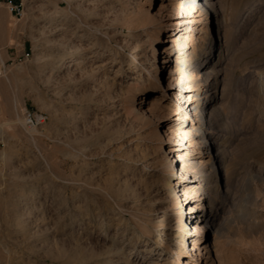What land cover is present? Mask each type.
Masks as SVG:
<instances>
[{
    "label": "rangeland",
    "instance_id": "374dc122",
    "mask_svg": "<svg viewBox=\"0 0 264 264\" xmlns=\"http://www.w3.org/2000/svg\"><path fill=\"white\" fill-rule=\"evenodd\" d=\"M214 1L227 20L228 44L220 60L216 52V97L204 112L206 119L217 114L212 141L222 138L233 166L217 157L215 224L198 255L189 243L184 262L264 264V0ZM161 2L23 0L15 18L0 0V264H167L175 250L163 256L167 182L175 180L156 163L173 160L165 153L168 119L188 111L190 94L181 84L165 89L172 63L170 55L161 63V43L168 24L175 38L186 28L198 62L211 28L194 11L165 14ZM55 7L62 11L53 14ZM74 44L79 57L59 70ZM151 63L158 72L141 83ZM150 99L159 100L152 112ZM26 112L42 114L44 123L27 125ZM128 188L138 195L120 196ZM196 201H182L184 210ZM22 211L29 217L20 227ZM142 225L149 228L141 235ZM151 235L164 250L152 246V260H143L138 250ZM134 244L137 251H129ZM110 248L123 254L98 258Z\"/></svg>",
    "mask_w": 264,
    "mask_h": 264
},
{
    "label": "bare ground",
    "instance_id": "6f19581e",
    "mask_svg": "<svg viewBox=\"0 0 264 264\" xmlns=\"http://www.w3.org/2000/svg\"><path fill=\"white\" fill-rule=\"evenodd\" d=\"M42 1L48 3L50 0ZM215 4L216 2L214 0H204L203 2L198 0H162L160 3V11H165V14L167 15L194 11L198 15L205 17L209 24V32L211 28V35H209V38L205 39L199 46L200 53L199 58L197 59V61L199 60L198 62L195 61L196 58L193 54L195 47H193L192 38L188 36L189 34L186 36V28L183 33H180L177 38H175V28L172 27L173 24H168V28L165 31L167 35L163 40L164 42L161 43L163 47L162 53L164 54L161 63H165L167 60L166 56L169 55L171 56L172 63V65L167 68L168 76L165 79V89L173 93V90L181 84L179 89L190 94L186 99V102H188L187 106L189 107L188 111L180 117L175 118V120L168 119L169 123H172L170 128L172 134L168 137L167 143L169 149L165 153L166 155L172 154L171 158H173V160L171 161L170 158L165 157L167 161L156 163V166L160 165V168L162 169L168 167V169L166 168L167 173L169 176L173 177V180H175L174 184H172V182H167V188L169 190L167 194L168 204L165 209L167 212H165L164 219L171 224L169 225L170 233L168 236V247L166 246L167 248H165V250L163 249L165 251L163 256H166L168 253L166 250L170 247L175 248L174 252L167 254L165 259L167 264H190L188 261L184 262L185 259L187 260L186 257L191 254L190 250L196 251L198 255L200 250L205 248L204 238L207 237L215 224L214 221H212V218L215 216L214 204L219 198L218 180L220 181V178L222 179V176L220 177V174L216 172V159L217 157H221V160L219 161L220 164L226 162V166H233V161H226L223 152L224 149L222 150L218 145L222 138H218V141H212L216 137L217 132L214 129L216 127V122L211 119L214 117V119L217 120V114L215 112H210L209 115H212V117L206 119L207 112H204L205 103H210L216 97L218 83L216 75L220 72V69L215 70L213 67L216 52H220L217 54V57L220 60L222 52L228 44V41L226 42L228 32L227 20L223 13H217L214 10L213 5ZM211 9L213 12H210ZM60 11L62 10L55 7L52 10V13L56 15ZM213 20L215 21L213 22ZM214 25L215 27H213ZM72 47H75L76 50L60 61L61 68L59 70L67 69V67L74 63L75 59L79 57L81 46H75L74 44ZM187 68L190 70L189 74L185 72ZM156 72H158L157 67L151 63L147 70V76L142 78L140 82L143 83L144 81H147ZM156 80L158 81L157 78ZM206 94H208V96H206ZM157 105L159 106L158 99L157 101L150 99L149 111L152 112ZM160 110L161 108L156 112H159ZM236 133L235 127H232L233 136L236 135ZM151 134H153V131H151ZM184 140L187 145L185 148H182ZM212 145H218V150L215 152L212 151ZM209 150H211V152ZM174 161L175 164H179L177 170H175L176 167L173 165ZM151 183L147 189L154 185V183ZM176 184L177 186H175ZM132 188H128L127 193H122V191H120V196H137L138 192L136 194V189L134 188V190ZM151 191L157 192V188L155 187V190L152 189ZM178 192H181V194L178 195ZM188 198H197V201L193 202L191 205L186 206L185 204L187 207V211H185L182 201L187 200ZM187 214L190 216H186ZM28 217L27 212L22 211L20 213V227H22V224L26 222L25 220ZM157 226L158 225L153 226V230H156ZM146 228L148 229L149 226L142 225L139 226L138 230H135L140 233L146 230ZM140 234L142 235L143 233ZM141 235L140 237L142 238ZM130 238L131 237H129V239ZM148 240H152V242L146 240L148 244L143 245L141 250H138L141 253V258L143 260H152L153 254L150 249L153 247V251L157 250V252L160 253L163 251L158 249L160 243H157V238H155L154 235H151ZM189 243L191 245L190 250L188 249ZM129 247V251H137L135 244L133 246L130 245ZM115 250V248H110L105 251L103 250L98 254V258H102L103 261H109L114 260L112 258L118 253L123 254V250L118 252ZM143 251H149L151 254L145 257L146 254L143 253ZM155 255L158 257L160 256V254ZM157 263L161 264L158 261Z\"/></svg>",
    "mask_w": 264,
    "mask_h": 264
},
{
    "label": "built area",
    "instance_id": "2783aa9c",
    "mask_svg": "<svg viewBox=\"0 0 264 264\" xmlns=\"http://www.w3.org/2000/svg\"><path fill=\"white\" fill-rule=\"evenodd\" d=\"M4 4L9 9V12L13 15V17L20 18L23 15V0H19L17 2L13 0H4ZM23 119L24 122L29 126H36L38 124H42L45 120L42 114H33L30 112H26L23 116Z\"/></svg>",
    "mask_w": 264,
    "mask_h": 264
},
{
    "label": "crops",
    "instance_id": "0c3cea01",
    "mask_svg": "<svg viewBox=\"0 0 264 264\" xmlns=\"http://www.w3.org/2000/svg\"><path fill=\"white\" fill-rule=\"evenodd\" d=\"M14 1H17V0H14Z\"/></svg>",
    "mask_w": 264,
    "mask_h": 264
}]
</instances>
